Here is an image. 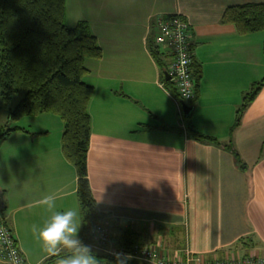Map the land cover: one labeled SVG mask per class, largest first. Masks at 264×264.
<instances>
[{"label": "crops", "instance_id": "1", "mask_svg": "<svg viewBox=\"0 0 264 264\" xmlns=\"http://www.w3.org/2000/svg\"><path fill=\"white\" fill-rule=\"evenodd\" d=\"M247 3L264 0H66L67 26L86 21L102 52L86 61L84 77L94 88L87 176L97 209L112 227L136 232V244L170 258L186 249L205 261L264 256V86L237 116L243 95L264 77V31L241 35L221 23L228 6ZM167 14L191 31L201 70L193 103L163 85L166 61L160 66L151 53ZM184 106L197 132L230 142L232 151L188 137ZM26 119L0 144L2 217L25 263L43 264L53 254L33 226L46 227L61 210L80 213L77 174L61 150L62 121ZM49 194L51 210L39 203ZM111 243L116 249L114 236L102 248L90 245L98 264H124L104 257L119 254Z\"/></svg>", "mask_w": 264, "mask_h": 264}, {"label": "trees", "instance_id": "2", "mask_svg": "<svg viewBox=\"0 0 264 264\" xmlns=\"http://www.w3.org/2000/svg\"><path fill=\"white\" fill-rule=\"evenodd\" d=\"M65 14L66 0H0V98L7 115L5 124L0 126V144L12 132L21 129L11 123L23 117L52 114L62 121L61 150L77 174L76 195L82 221L80 239L90 246L91 230L95 224L104 222L105 215L97 209L87 176L91 133L87 107L94 88L84 81V77L88 73L86 61L99 59L102 52L89 24L78 21L69 27L65 23ZM221 23L234 25L241 35L264 31V3L228 6L222 14ZM151 53L162 66L164 56L161 49L152 47ZM161 68L162 83L171 90L173 85L165 79L166 70ZM191 71L196 89L201 70L194 60ZM263 86L264 77L253 83L243 95L237 109L238 118ZM19 93L23 96L13 106L12 100ZM194 100L195 96L190 103ZM184 121L188 137L215 143L232 151L230 142L220 143L197 132L185 114ZM237 125L238 121L231 127V132ZM111 230L117 251L129 254L138 241V234L119 226H113ZM64 254L65 251L58 252L43 264L55 263ZM104 257L124 264H147L119 255Z\"/></svg>", "mask_w": 264, "mask_h": 264}, {"label": "built area", "instance_id": "3", "mask_svg": "<svg viewBox=\"0 0 264 264\" xmlns=\"http://www.w3.org/2000/svg\"><path fill=\"white\" fill-rule=\"evenodd\" d=\"M157 34L154 38L156 48L166 49L164 59L167 62L166 73L169 81L181 102H191L195 96V80L192 76L193 49L191 31L183 17L172 14L162 17L157 22ZM112 226L104 222L95 224L91 230L92 246L102 248L109 244L113 237ZM90 244V245H91ZM130 259L140 260L147 264H264V256L250 254L243 256L237 254L223 259L205 261L189 250H184L182 257L170 258L160 254L151 246L134 244L129 254L119 253ZM0 259L6 264H26L21 255L17 242L6 225L0 208Z\"/></svg>", "mask_w": 264, "mask_h": 264}, {"label": "clouds", "instance_id": "4", "mask_svg": "<svg viewBox=\"0 0 264 264\" xmlns=\"http://www.w3.org/2000/svg\"><path fill=\"white\" fill-rule=\"evenodd\" d=\"M102 199V196L98 202ZM39 203L51 210L56 205V196L49 194L44 196ZM79 210L69 208L56 212L46 227L37 229L33 226V232L43 242L45 250L53 255L58 254V247L63 246L68 251L60 256L59 264H98L97 257L90 246L84 244L79 235L81 220H78Z\"/></svg>", "mask_w": 264, "mask_h": 264}, {"label": "rangeland", "instance_id": "5", "mask_svg": "<svg viewBox=\"0 0 264 264\" xmlns=\"http://www.w3.org/2000/svg\"><path fill=\"white\" fill-rule=\"evenodd\" d=\"M66 25H67V23H66ZM69 26V25H68ZM70 27V26H69ZM72 27V26H71ZM164 64H167L166 62H164ZM22 96H23V94L22 93H19V94H17V95H15V97L13 98V100H12V105L14 106L15 104H17L19 101H20V99L22 98ZM45 115H49V114H45ZM39 116H42V115H39ZM7 115H6V111H5V109L3 108V106H2V102H1V98H0V126H2V125H4L5 124V122H6V120H7ZM27 117H23V118H21L20 120H27L26 119ZM21 122H24V121H15V122H13V123H11V125L12 126H14V125H19V124H21ZM110 246H111V249L112 250H116V249H113L114 247H113V245H112V243L110 244ZM117 253H119V251L117 252ZM114 255V254H113ZM116 255V254H115ZM117 256V255H116Z\"/></svg>", "mask_w": 264, "mask_h": 264}, {"label": "water", "instance_id": "6", "mask_svg": "<svg viewBox=\"0 0 264 264\" xmlns=\"http://www.w3.org/2000/svg\"><path fill=\"white\" fill-rule=\"evenodd\" d=\"M165 79L166 80H169L170 79V77H169V75L167 74V73H165ZM184 114L185 115H188L189 114V112H190V107H188V106H184ZM0 208L1 209H3L4 208V200H3V195H2V193H0Z\"/></svg>", "mask_w": 264, "mask_h": 264}]
</instances>
